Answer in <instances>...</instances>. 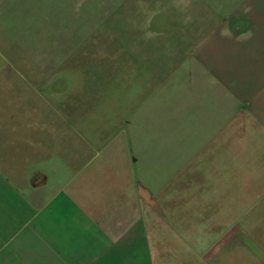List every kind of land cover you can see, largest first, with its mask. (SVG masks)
<instances>
[{
  "label": "crops",
  "instance_id": "1",
  "mask_svg": "<svg viewBox=\"0 0 264 264\" xmlns=\"http://www.w3.org/2000/svg\"><path fill=\"white\" fill-rule=\"evenodd\" d=\"M100 1L0 0V264H264V0Z\"/></svg>",
  "mask_w": 264,
  "mask_h": 264
},
{
  "label": "rangeland",
  "instance_id": "2",
  "mask_svg": "<svg viewBox=\"0 0 264 264\" xmlns=\"http://www.w3.org/2000/svg\"><path fill=\"white\" fill-rule=\"evenodd\" d=\"M109 1H115L116 4H119V1H122L123 4H127L129 2H132L134 4H138L140 1H143V4L146 3L147 1V4H148V7H149V12L147 13H138V12H135V13H131V14H128L127 16L130 17L131 20H134V21H140V20H151V19H156L158 20V18L162 19V16L163 14H158L157 11L161 9L162 5L163 4H171L172 3V0H101L100 1V4H101V12L100 13H89V12H86L84 13V16H85V20L87 21L88 18L91 17V19L89 20H93L92 22H95L96 20L95 19H98L100 21H104V20H108L110 19V16H112V13H109L107 12V10L109 9V5H110V2ZM122 8H127V7H122ZM106 10V11H104ZM121 15V16H124L125 14H117V20H120L118 18V16ZM169 14H165V16H168ZM124 18V17H123ZM96 23V22H95ZM89 31V30H88ZM105 32H107V30H104ZM138 31V30H136ZM108 33H103L102 35L104 36H107ZM101 63L103 65V67L107 68V64H108V61H105V60H101Z\"/></svg>",
  "mask_w": 264,
  "mask_h": 264
}]
</instances>
